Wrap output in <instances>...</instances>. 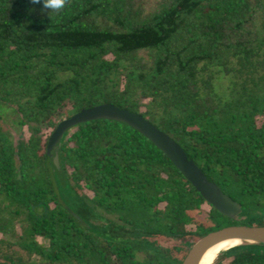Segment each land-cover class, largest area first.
Wrapping results in <instances>:
<instances>
[{"label":"trees","instance_id":"16d2710c","mask_svg":"<svg viewBox=\"0 0 264 264\" xmlns=\"http://www.w3.org/2000/svg\"><path fill=\"white\" fill-rule=\"evenodd\" d=\"M51 16L0 0V102L21 125L13 139L0 121V264H180L210 231L264 225L263 0H70ZM103 103L165 132L243 220L112 120L67 131L56 190L50 135ZM135 233L149 243L121 238ZM210 264H264V246L235 245Z\"/></svg>","mask_w":264,"mask_h":264},{"label":"water","instance_id":"95a60500","mask_svg":"<svg viewBox=\"0 0 264 264\" xmlns=\"http://www.w3.org/2000/svg\"><path fill=\"white\" fill-rule=\"evenodd\" d=\"M98 119L127 124L138 131L162 153H165L185 179L219 213L232 220L240 221L244 218V216L240 217L239 203L225 194L213 181L209 180L193 159L189 158L187 153L172 138L143 116L110 103L81 109L66 117L50 135L46 146V156L50 165L48 173L56 190L59 189L58 181L65 183L60 150L67 131L78 124ZM227 241H236L235 244L227 248L241 244L264 246V225L232 224L210 231L188 249L180 264H203L204 258L211 247Z\"/></svg>","mask_w":264,"mask_h":264},{"label":"rangeland","instance_id":"374dc122","mask_svg":"<svg viewBox=\"0 0 264 264\" xmlns=\"http://www.w3.org/2000/svg\"><path fill=\"white\" fill-rule=\"evenodd\" d=\"M264 1V0H263ZM0 121L11 131V135L13 137V139H15V137L17 138L19 133L21 132V125H20V121L18 119V116L16 114V112L14 110H12V108H10L9 106L3 104L0 102ZM73 201V199H72ZM79 205H83L82 203H79ZM204 209H207L206 206H204ZM243 220V219H242ZM92 221L96 224H102V226H104V228H108L109 226V222H107L103 217L98 216L97 214L94 215V218H92ZM114 229H117V226L114 227ZM108 232H112V231H108ZM114 234H116V232H112ZM112 233H109L110 235H114ZM116 236V235H114ZM123 240H128L131 241L132 243H149L148 238L143 236V235H139L137 233L135 234H129V236H122L121 237Z\"/></svg>","mask_w":264,"mask_h":264},{"label":"clouds","instance_id":"9594fccd","mask_svg":"<svg viewBox=\"0 0 264 264\" xmlns=\"http://www.w3.org/2000/svg\"><path fill=\"white\" fill-rule=\"evenodd\" d=\"M70 0H31L32 4H42V11L51 17L52 13H60L69 4Z\"/></svg>","mask_w":264,"mask_h":264},{"label":"bare ground","instance_id":"6f19581e","mask_svg":"<svg viewBox=\"0 0 264 264\" xmlns=\"http://www.w3.org/2000/svg\"><path fill=\"white\" fill-rule=\"evenodd\" d=\"M235 243H236V241H227V242H223V243H219V244L214 245L213 247H211L208 250V252L204 258L203 264L211 263L220 251L227 249L228 246L235 244Z\"/></svg>","mask_w":264,"mask_h":264}]
</instances>
